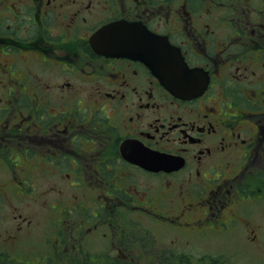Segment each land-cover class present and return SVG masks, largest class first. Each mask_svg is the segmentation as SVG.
Listing matches in <instances>:
<instances>
[{"label":"flooded vegetation","instance_id":"flooded-vegetation-1","mask_svg":"<svg viewBox=\"0 0 264 264\" xmlns=\"http://www.w3.org/2000/svg\"><path fill=\"white\" fill-rule=\"evenodd\" d=\"M113 22L165 36L203 91L176 95L142 59L110 52L111 33L93 40ZM0 82V261L23 255L7 247L33 221L14 198L48 212L54 256H164L168 237L148 220L202 236L254 231L264 0H0Z\"/></svg>","mask_w":264,"mask_h":264},{"label":"rangeland","instance_id":"rangeland-1","mask_svg":"<svg viewBox=\"0 0 264 264\" xmlns=\"http://www.w3.org/2000/svg\"><path fill=\"white\" fill-rule=\"evenodd\" d=\"M3 85L4 83L0 82V89ZM12 202L13 205L21 207L20 209L23 211L24 215L33 219L32 223L27 225L28 230L25 231L24 240L15 244H10L12 250H19L25 255L22 258L25 264H47L48 262L45 261L47 258L46 253L51 251L50 242H52L53 239L51 232L44 233V223L47 220L48 212L45 209L36 208V199L30 201L28 198H25L24 201L20 202L17 198H14ZM254 205L256 207L248 216L251 223H253V232L250 230L246 231V225L248 223H237L233 228L228 229L226 227L223 232H216L213 234L208 233L203 236L200 235L198 231H191V233L184 232L183 234V232L171 227L168 228V231H165L166 227H160V231H156L155 223H150L149 220L146 222V225H149L152 231L156 234H159L164 238L168 237V239L163 241V248H171V239L176 241L174 243L177 245L176 248L178 249L179 254H186L185 252L180 251V249H182L189 253H196V257L212 256L221 259L223 262H231L232 264H264V202L260 201L254 203ZM34 211L35 215H32ZM36 211L39 213H36ZM12 214L13 207L10 206L5 210L6 216H4V219L7 224L11 223ZM36 219H40L41 223H37ZM3 223L2 219H0V225ZM39 237V257H31L33 254L31 241L32 239ZM178 237H181V240ZM187 238L192 240L191 245H185L187 244ZM63 249L65 250V248ZM71 258L72 256H68L67 250H65L56 258L55 256H51L49 264H72V261L70 260ZM74 260L77 264L81 258ZM126 260L130 263L132 261V259L129 258ZM136 262L139 264L138 261Z\"/></svg>","mask_w":264,"mask_h":264},{"label":"water","instance_id":"water-1","mask_svg":"<svg viewBox=\"0 0 264 264\" xmlns=\"http://www.w3.org/2000/svg\"><path fill=\"white\" fill-rule=\"evenodd\" d=\"M107 33L113 36L107 47L110 52L142 59L162 83L178 95L197 92L198 72L189 68L178 50L164 40L122 22L101 28L95 34L96 40Z\"/></svg>","mask_w":264,"mask_h":264},{"label":"trees","instance_id":"trees-1","mask_svg":"<svg viewBox=\"0 0 264 264\" xmlns=\"http://www.w3.org/2000/svg\"><path fill=\"white\" fill-rule=\"evenodd\" d=\"M57 256H55L56 258ZM77 264H232L231 262H223L221 259L212 256L193 257L187 254H179L177 250L172 248L166 255L154 258H140L132 260L131 263L122 258H103V259H88L83 257L71 258L72 264H76L74 259H80ZM74 260V261H73ZM47 264L50 263V257H47ZM0 264H22L16 261V258H3ZM25 264V262L23 263Z\"/></svg>","mask_w":264,"mask_h":264}]
</instances>
